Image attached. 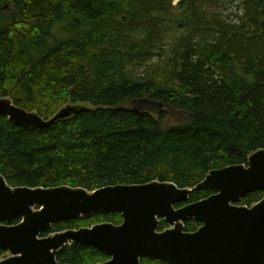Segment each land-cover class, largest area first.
I'll return each instance as SVG.
<instances>
[{"label": "trees", "instance_id": "trees-1", "mask_svg": "<svg viewBox=\"0 0 264 264\" xmlns=\"http://www.w3.org/2000/svg\"><path fill=\"white\" fill-rule=\"evenodd\" d=\"M227 4H237L236 16ZM178 5L0 0V99L47 120L77 106L45 129L0 114V174L11 187L92 192L160 181L194 189L212 170L247 165L264 150V0ZM139 101L164 108L156 114L131 107ZM212 194L193 191L190 203ZM263 198L252 192L239 205ZM105 222L123 218L98 213L56 223L49 234ZM200 226L190 220L185 231ZM168 227L160 221L161 231ZM109 259L80 244L58 256L60 264Z\"/></svg>", "mask_w": 264, "mask_h": 264}, {"label": "water", "instance_id": "water-1", "mask_svg": "<svg viewBox=\"0 0 264 264\" xmlns=\"http://www.w3.org/2000/svg\"><path fill=\"white\" fill-rule=\"evenodd\" d=\"M76 112L66 107L47 120L0 99V114L23 128H50ZM200 190L213 194L190 203L192 192ZM256 191L264 192V150L253 153L247 165L212 170L194 189L160 181L92 192L69 186L14 188L0 174V255L11 254L0 264H60L59 254L72 244L111 258L98 264H141L144 258L168 264H264V198L251 207L239 205ZM98 213L121 214L123 222L42 236L56 223ZM161 220L168 229L160 231ZM190 220L201 223L196 232L185 231Z\"/></svg>", "mask_w": 264, "mask_h": 264}, {"label": "rangeland", "instance_id": "rangeland-1", "mask_svg": "<svg viewBox=\"0 0 264 264\" xmlns=\"http://www.w3.org/2000/svg\"><path fill=\"white\" fill-rule=\"evenodd\" d=\"M181 1H183V0H173V5L174 6H177ZM209 3H210V1H209ZM211 3H212V1H211ZM179 6V5H178ZM236 7H237V4H227L226 6H225V9H228V13L229 14H232L233 16H236V13H237V9H236ZM228 13H226V11L224 12V15L225 16H227V14ZM158 61V59L157 58H155L152 62L153 63H155V62H157ZM161 65H162V63H160ZM146 66H147V64H146ZM79 105H82V106H87V105H85V104H79ZM68 107H70V106H68ZM73 107H77V106H73ZM131 107H133V108H135V109H137V110H148V111H151V112H154V113H158V112H160L164 107L163 106H160V107H158V105L157 104H152L150 101H148V102H141V101H139V102H135V103H133V104H131ZM64 108H66V107H64ZM63 108V109H64ZM62 110V109H61ZM60 110V111H61ZM59 111V112H60ZM58 112V113H59ZM176 122H179V121H176ZM176 122H174V123H176ZM169 123V122H168ZM43 188V187H42ZM51 188H53V187H51ZM37 209H39L38 207H36L34 210H37ZM11 257V254L8 252V253H3L1 256H0V261H4L5 259H7V258H10Z\"/></svg>", "mask_w": 264, "mask_h": 264}, {"label": "flooded vegetation", "instance_id": "flooded-vegetation-1", "mask_svg": "<svg viewBox=\"0 0 264 264\" xmlns=\"http://www.w3.org/2000/svg\"><path fill=\"white\" fill-rule=\"evenodd\" d=\"M14 188H16V187H14ZM67 221H68V220H67ZM19 222H20V221H17L15 224H17V223H19ZM92 227H93V226H92ZM84 228H91V227H84ZM168 228H169V227H168ZM168 228H167V229H168ZM199 228H200V227H199ZM199 228H198V229H199ZM198 229H197V230H198ZM50 230H51V229H50ZM50 230H49V231H50ZM165 230H166V229H165ZM197 230H196V231H197ZM49 231H48L47 233H45L44 235L47 234L48 236H50V235L56 234V233L49 234ZM160 231H161V230H160ZM162 231H164V230H162ZM196 231H195V232H196ZM186 232H187V231H186ZM44 235H42V236H43V237H47V236H44ZM69 247H70V246H69ZM87 247H88V246H87ZM66 249H67V248H66ZM3 253H8V252H3ZM3 253H1V255H2ZM105 254H106V253H105ZM1 255H0V256H1ZM106 255H107V254H106ZM107 256H108V255H107ZM108 257H109V256H108ZM109 258H110V257H109ZM144 259H145V258H144ZM57 260H58V259H57ZM109 260H111V258H110ZM109 260H107V261H109ZM142 260H143V259H142ZM142 260H141V264H142Z\"/></svg>", "mask_w": 264, "mask_h": 264}]
</instances>
